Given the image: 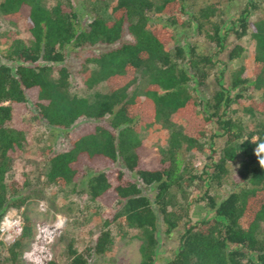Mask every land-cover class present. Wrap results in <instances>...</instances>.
<instances>
[{"label": "trees", "instance_id": "trees-1", "mask_svg": "<svg viewBox=\"0 0 264 264\" xmlns=\"http://www.w3.org/2000/svg\"><path fill=\"white\" fill-rule=\"evenodd\" d=\"M45 1L0 0V18L11 27L22 24L28 36L24 40L8 33L0 56V216L25 201L23 180L4 177L22 153L27 129L21 115L26 114L32 123L64 131V150L49 157L45 181L57 188L80 181L88 200L106 209L91 251L99 254L110 246L108 226L113 224L119 231H137L136 264H153L158 227L168 233L188 221L187 190L199 176L190 174L185 155L202 152L200 139L212 123L222 141L207 178L219 186L228 176V164L236 162L230 189L218 201L206 198L211 216L186 223L176 250L163 264H264V238H259L264 124L244 133L225 116L230 100L221 88L200 114L191 86L204 85L213 63L175 41L179 31L194 26L221 48V16L235 0H220L223 9L217 2L192 9L185 0H82L91 2L93 15L81 22L70 0H54L49 7ZM247 1L231 32L236 39L248 35L254 43L250 79L234 75L228 84L260 91L262 101L249 110L263 113L264 10L249 23L246 16L255 4ZM241 50L234 45L227 60ZM69 57L78 59L74 73L84 88L102 84L106 92L90 100L70 96V70L63 62ZM77 121L83 125L66 132ZM151 127L166 132L164 148L141 145L140 130ZM30 233L24 219L22 233L6 245L0 264H16L15 248ZM249 253L255 263L248 260ZM67 254L65 264H85L80 253Z\"/></svg>", "mask_w": 264, "mask_h": 264}, {"label": "rangeland", "instance_id": "rangeland-1", "mask_svg": "<svg viewBox=\"0 0 264 264\" xmlns=\"http://www.w3.org/2000/svg\"><path fill=\"white\" fill-rule=\"evenodd\" d=\"M53 2L54 0H46L44 6L49 7ZM206 2H217L218 8L223 9L225 7L220 0H185V5L192 6V9H194ZM250 3H254L255 7L249 11L246 20L252 23L254 18L263 12L264 0H250ZM70 4L79 22L87 19L89 15H93L91 9L93 5L90 1L70 0ZM244 6L248 7L247 0H235L226 6L225 13L221 16L223 22L220 29L221 48L215 47L202 34H197L194 26L190 27L189 30L179 31L175 41L185 51L187 48L193 47L195 53L209 56L213 63V68L204 81V85L201 87L194 86L193 89V86H191L192 95L199 102L198 112L202 113L204 102L209 101L215 91L220 88L224 89L230 100L228 109L224 111L225 116L238 123L243 132L246 133L251 131L256 124H264V108H262L263 113L249 110V108L257 106V103L262 101L260 91L243 87L242 84L231 89L228 84L234 75L241 79H250V57L254 51V43L248 35L236 39L231 32L232 27L237 26L238 22L236 21ZM107 13L108 11L105 10L103 16L105 17ZM148 16L153 17L151 14ZM8 33H16V37L24 40L28 39L22 24L16 23L15 27H11L0 18V56L7 45ZM234 45L242 47V50L236 59L227 60V53ZM0 62H2L1 58ZM63 62L67 64L70 70L67 79L70 96L90 100L94 94L106 92L107 89L102 84L95 85L91 89H86L81 85L78 76H75L74 73L79 63L77 58H65ZM235 96L237 97L235 98ZM21 118L23 119L21 124L27 129L23 134L25 139L22 146L23 150L12 162L4 178L5 181H21L22 179L24 182L25 186L21 191L25 198L24 204L20 208L12 210L20 215L23 225L24 219L28 220L31 233L28 237L20 239L19 245L15 248V263L24 264L21 255L32 244H43L40 237L36 236V225L53 227L60 222L61 224L58 229H55L54 235L45 238L43 244L49 262L65 264L68 261L67 251L71 250L80 253L85 260V264H136L138 260L136 250L138 233L134 230L119 231V227L112 224L108 226L110 246L99 254L91 251L90 248L94 238L102 230V216L106 209L98 203L88 200V197L84 195L80 181L62 188L52 186L45 181L44 177L48 171L49 157L64 150L66 142L64 131L50 129L40 123H32L28 120L29 116L26 114L21 115ZM82 122H74L66 132L77 130L83 125ZM205 129L206 134L200 139L203 147L202 152L190 151L185 155L188 171L191 175L199 176L187 190L188 221L182 222L177 230L168 233H163L162 226L158 227L155 237L157 244L154 249L153 264H163L170 259L176 250L179 235L187 224H194L211 216V212L207 211L204 206L207 197H212L214 201H218L230 189L229 183L236 171V162L228 164V176L221 181L219 186H215L207 178L221 148L222 138L212 123H208ZM138 138L144 147L164 148L166 132L151 127L140 130ZM261 229L259 238L263 239L264 225L261 226ZM2 255L4 254L0 255V260L3 258ZM247 258L255 263L252 254H247ZM2 264L10 263L3 260Z\"/></svg>", "mask_w": 264, "mask_h": 264}, {"label": "built area", "instance_id": "built-area-1", "mask_svg": "<svg viewBox=\"0 0 264 264\" xmlns=\"http://www.w3.org/2000/svg\"><path fill=\"white\" fill-rule=\"evenodd\" d=\"M56 226V227H55ZM57 224L53 227L36 225V236L45 243V238L54 235ZM23 231V223L20 215L12 209L4 210L0 216V255L4 252L6 245L15 240ZM47 240V239H46ZM43 244H32V246L22 253L21 258L24 264H47L48 256Z\"/></svg>", "mask_w": 264, "mask_h": 264}, {"label": "clouds", "instance_id": "clouds-1", "mask_svg": "<svg viewBox=\"0 0 264 264\" xmlns=\"http://www.w3.org/2000/svg\"><path fill=\"white\" fill-rule=\"evenodd\" d=\"M257 154L259 155V150H257ZM260 163H261L262 165H264V158H261V159H260Z\"/></svg>", "mask_w": 264, "mask_h": 264}, {"label": "bare ground", "instance_id": "bare-ground-1", "mask_svg": "<svg viewBox=\"0 0 264 264\" xmlns=\"http://www.w3.org/2000/svg\"><path fill=\"white\" fill-rule=\"evenodd\" d=\"M60 224H61L60 222L57 224V229L59 228ZM55 227H56V226H55Z\"/></svg>", "mask_w": 264, "mask_h": 264}]
</instances>
